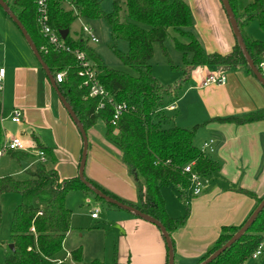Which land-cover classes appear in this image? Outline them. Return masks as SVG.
<instances>
[{
  "label": "trees",
  "instance_id": "obj_1",
  "mask_svg": "<svg viewBox=\"0 0 264 264\" xmlns=\"http://www.w3.org/2000/svg\"><path fill=\"white\" fill-rule=\"evenodd\" d=\"M5 1L27 28L53 76L67 70L65 79L57 84L86 131L99 119L103 120L107 127V138L121 150L120 160L136 184L139 200L129 201L113 193L90 177L85 168L86 179L104 194L158 219L171 235L186 223L190 210L188 209L187 214L180 218L170 216L162 196V186L168 184L179 189L190 187V181L183 171L192 161L197 162L196 169L203 176H208L218 167L215 160L196 146L195 135L198 127L213 121L237 125L264 121V108L244 114L214 117L193 127L171 124L166 120L167 116L162 109L169 104L165 97L171 92L172 87L164 85L153 72L151 61L155 43H160L164 54H167L164 43L170 35V29L183 37L174 38L177 50L183 54V66H175L171 61L170 63L173 68L183 70L184 80H188L193 69L199 66H213L221 69L223 74L238 67H245L253 74L238 43L236 42L232 52L228 54L208 53L194 30H190L194 26V19L186 0H125L124 6L121 0H113V7L109 12L103 9V0H50V26L59 35L61 30L69 29L68 35L64 38L65 43L73 50H82L88 54L98 71L99 83L113 100L112 103L106 102L103 107H99L101 98L90 96L89 88L84 85L85 77L79 74L75 54L54 51L52 47L49 52L43 49L44 46H48V41L37 23L36 0ZM63 1L71 4V8L66 9ZM229 2L249 53L264 75V70L260 66L264 59V40L252 39L247 33V28L254 20L260 23L264 31V0ZM6 15L8 16L7 13ZM78 17L86 20L103 19L107 23L113 40L111 48L131 72L109 67L94 49L95 43L84 40L81 35L72 37L71 26ZM120 40L128 43L127 51L118 48ZM121 104L124 105L122 113L114 120L116 106ZM34 140L35 147L44 151L45 159H37L23 151L12 152L13 158L30 163V167L24 170L28 176L18 178L17 175L7 174L0 177V222L1 196L8 193L20 195L11 226V243L14 249L8 245L6 264L82 263L81 245L71 251L72 263L56 260L71 230L72 210L66 204L68 192L75 189L92 190L79 176L61 178L55 168L57 157L54 149L40 142L37 137ZM31 164L35 165V168H31ZM236 191L256 199L254 210L264 198L259 197L253 190L240 187ZM93 193L98 200L106 202L111 208H120ZM248 218L240 225L223 226L219 238L197 264L222 247ZM263 238L264 209L248 231L209 264H244L252 257ZM88 264L109 263L94 259ZM112 264L117 263L115 261Z\"/></svg>",
  "mask_w": 264,
  "mask_h": 264
},
{
  "label": "crops",
  "instance_id": "obj_2",
  "mask_svg": "<svg viewBox=\"0 0 264 264\" xmlns=\"http://www.w3.org/2000/svg\"><path fill=\"white\" fill-rule=\"evenodd\" d=\"M195 3L191 9L195 18L193 30L204 49L208 53L232 52L237 40L221 1L196 0ZM15 27L0 16V67L6 69L0 92V144L12 136L7 125L1 123L11 101L13 110L19 108L23 114L16 135H22L30 146H36L34 138L37 137L52 147L57 157L55 168L61 178L76 177L83 149L82 136L80 140L76 136L49 78ZM220 73L221 69L213 66L193 69L190 78L185 80L186 87L180 94L172 89L165 97L170 105L162 109L174 112L180 108L181 121L169 117L166 120L171 124L193 127L214 117L264 108V86L245 67L227 71L223 84H203L209 75ZM10 124L17 123L10 118ZM201 127L200 132L207 135L205 138L209 137L204 142L210 138L216 141L215 152L211 153L218 164L213 171L215 175L211 176L215 188L208 192L205 186L203 195L193 201L194 207L203 209L200 220L194 224L193 211L186 223L171 234L175 264H197L219 238L223 226L240 225L249 217L257 204L256 199L236 191L237 188L253 190L259 197L264 196V121L244 125L213 121ZM46 133L51 134L48 140L44 137ZM102 140L103 143L93 145L90 162L87 159V174L120 197L137 202L138 190L127 167L121 160L123 166H119L118 158L112 156L109 150L113 148L111 141ZM117 153L120 156L121 150ZM6 154L12 157V152ZM63 160L69 163V171L63 166ZM18 169V173L24 172L22 166ZM110 209L118 216L119 231L117 249L109 264L115 261L117 264H168L167 244L158 226L128 210ZM91 218L97 220L99 215L93 218L91 214ZM69 255L71 257V252Z\"/></svg>",
  "mask_w": 264,
  "mask_h": 264
},
{
  "label": "rangeland",
  "instance_id": "obj_3",
  "mask_svg": "<svg viewBox=\"0 0 264 264\" xmlns=\"http://www.w3.org/2000/svg\"><path fill=\"white\" fill-rule=\"evenodd\" d=\"M120 2L124 6L125 0H121ZM186 2L188 5L190 4L191 9L194 7L193 5L196 4V0H186ZM63 4L66 9L71 8V4H67L65 1H63ZM102 5L103 9L106 12H109L112 10L113 0H103ZM0 16L3 19L8 20L10 24L14 26L15 23L6 15V12L1 6ZM84 25H89L92 27L96 36L98 37L99 41L93 44V47L100 55L103 62L111 68L131 72V69L126 67L121 62V60L111 48L113 40L107 23L103 19L86 20L83 17H78L71 26L72 37H78L82 34L86 35V33L82 30V26ZM15 28L19 30L18 27ZM192 29H194V26L190 28V30ZM18 32L19 34L21 33L20 30ZM247 33L252 39L264 40V31L257 20L252 21L250 26L247 28ZM20 35L22 36V33ZM175 37L181 38L182 36L176 34L173 29H170V35L164 43L167 54H164V49L160 43H155V52L151 63L155 76L164 85L171 86L173 90H177L178 94H180L183 88L186 87V81L184 80L183 74L184 72L180 68H173L170 63L171 61L175 66H183V54L176 48L174 40ZM184 39L188 40L187 38ZM118 48L122 51H127L128 43L124 40H120L118 42ZM63 108L71 124L73 125L76 136L80 140L81 134L78 124L72 120L66 108ZM13 111L14 110L11 107V101H9L8 109L4 111V114L1 118L3 122L1 121V123L7 125L9 133L12 136H15L16 133L19 132L21 126L18 123L15 125L10 124V118L12 117ZM165 115L170 119H176L178 122L181 121L182 118L180 108L174 112L165 110ZM201 128V126L198 127L195 135V144L200 149L202 148L204 140L209 138H205L207 135H204V133L200 132ZM106 131L107 127L101 119H99L98 122L92 128H90L89 132L87 131L89 141L87 159L89 162L92 158L94 143H103L102 139H105V141L108 140L106 139ZM50 136L51 134H44V137L47 140L50 138ZM110 144L113 146V148L110 147L109 149L112 153V156L118 158L117 162L119 163V166H123L119 161L120 156L117 153V150H120V148L112 142ZM114 148H116V150ZM206 155L212 159H215L213 157L214 155L211 153H207ZM32 164L31 168H35V165ZM62 164L67 171L70 170L69 163L67 161L63 160ZM19 167H21V163L18 161V159L6 154L4 157L0 158V177L7 174L17 175L18 178L27 177L28 175L25 172L21 171V173H18ZM212 175L215 174L212 172L208 176H205L203 180L204 185H206L208 188V192L215 188V185L213 184V178L211 179ZM161 190L162 196L165 200L167 212L170 216L180 218L185 216L190 210L189 216L193 214L194 211V224L200 220L201 215L203 214V209L201 206L194 207L193 201L196 198H200V196H202L205 191L201 193L202 195H194L191 187L179 189L168 184L163 185ZM19 202L20 195L17 193H8L1 196L2 219L0 222V264H6V252L8 245L11 244V226L13 215ZM66 204L67 207L72 210V232L70 235H68L62 250L58 254V258L65 259L66 262L72 263L69 253L72 251V249L81 245L84 249L82 264H88L93 259H99L106 263H111L110 261L118 245V216L110 212L111 207L106 202L98 200L92 191L86 189H75L69 191L66 196ZM95 209H98L99 218L97 220L91 218V214L92 212H95ZM262 244L264 247V238ZM244 264H264V248L261 250L257 258L250 257L245 261Z\"/></svg>",
  "mask_w": 264,
  "mask_h": 264
},
{
  "label": "built area",
  "instance_id": "obj_4",
  "mask_svg": "<svg viewBox=\"0 0 264 264\" xmlns=\"http://www.w3.org/2000/svg\"><path fill=\"white\" fill-rule=\"evenodd\" d=\"M49 1L50 0H36V8H37V23L40 27L42 34L46 37L48 41V46H44L43 49L45 52L50 51V47L54 49V51H67L73 52L77 58L78 66H79V74L85 77L84 85L89 88V94L91 97H100L101 103L99 107H103L106 102L112 103L113 100L109 96L107 90L99 83L98 80V71L94 68L92 60L89 58L88 54L82 50H73L70 46L65 43L64 38L59 35L49 23ZM82 30L86 33V35L82 34L84 40L91 41L93 43H97L99 41L96 36L94 30L89 25L82 26ZM80 36V35H79ZM80 36V37H81ZM261 68L264 70V59L260 63ZM67 74V70L60 71L54 77L56 82H62ZM6 77V69L4 67H0V92L3 89L4 81ZM226 80L225 74L220 73L219 75L212 74L209 75L205 81L204 85H212V84H223ZM124 105L116 106V111L114 115V120L119 118V115L122 113V109ZM171 108H174L171 106ZM12 121L15 123H22L23 114L19 108H15L11 117ZM115 123V121H113ZM216 149V141L214 138H210L206 140L201 148V151L204 154L213 153ZM23 151L35 156L37 159L41 160L45 159L44 151L36 148L35 146L28 145L23 139L22 135H15L6 137V139L0 144V157L9 152H17ZM196 161H192L184 167V173L188 177L190 181V187L192 188V192L194 195H200L204 190L205 186L203 180L205 176H203L196 169ZM92 217H98V209H95V212H92ZM263 244L261 243L257 250L253 253L252 257L257 258L263 249ZM73 264H82V263H73Z\"/></svg>",
  "mask_w": 264,
  "mask_h": 264
},
{
  "label": "water",
  "instance_id": "obj_5",
  "mask_svg": "<svg viewBox=\"0 0 264 264\" xmlns=\"http://www.w3.org/2000/svg\"><path fill=\"white\" fill-rule=\"evenodd\" d=\"M224 10L226 12V15L228 17L230 26L232 28V31L234 33V36L237 40V43L248 63L250 66L253 74L258 79V81L264 86V75L261 73V71L257 68L254 60L252 59L249 50L246 46V43L244 41L243 35L240 31L239 25L237 23L235 14L233 12V9L231 7V4L229 0H220ZM0 6L3 8V10L8 14L10 19L16 24V26L21 31L22 35L24 36L26 42L30 46L32 52L34 53L36 59L38 60L39 64L41 65L42 69L46 73L47 77L49 78L55 92L57 93L60 101L70 114L71 118L74 122H76L79 126V131L83 139V149L81 154V159L79 163V169H78V176L81 179L84 184L90 188L93 192H95L97 195L105 199L107 202L112 203L122 209L128 210L130 212L135 213L136 215L140 216L141 218L152 222L156 226H158L165 238L167 248H168V264H175V251H174V245L171 238V235L167 231L166 227L163 225L162 222H160L158 219L152 217L149 214L141 212L139 209L135 208L134 206L127 204L125 202H122L120 200H117L115 198H112L106 194H104L101 190H99L93 183L88 181L85 177V168L87 163V157H88V147H89V141H88V135L85 127L80 123L79 118L70 105V103L67 101L66 97L63 95V93L60 91L59 86L53 76L52 71L50 70L49 66L43 59V56L41 55L37 45L33 41V38L29 34L27 28L24 26L22 21L19 19L17 14L11 9L10 5L5 0H0ZM61 36L63 38H66V36L69 33V29H64L60 31ZM21 166L23 170H26L28 167H30V163L26 160H21ZM264 209V198L260 202V204L257 206V208L254 210V212L251 214V216L248 218V220L242 225V227L219 249H217L215 252H213L208 258H206L204 261H202L199 264H209L213 260H215L221 253H223L226 249H228L230 246H232L245 232L248 231V229L251 227V225L254 223L260 212ZM10 248L14 249V245L11 243Z\"/></svg>",
  "mask_w": 264,
  "mask_h": 264
}]
</instances>
